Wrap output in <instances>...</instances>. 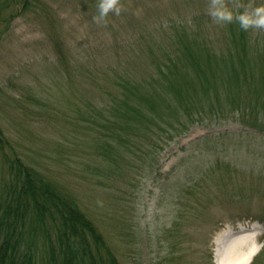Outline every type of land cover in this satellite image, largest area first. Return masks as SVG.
<instances>
[{
    "label": "rangeland",
    "instance_id": "obj_1",
    "mask_svg": "<svg viewBox=\"0 0 264 264\" xmlns=\"http://www.w3.org/2000/svg\"><path fill=\"white\" fill-rule=\"evenodd\" d=\"M226 2L232 11L264 5ZM97 4L0 0L4 150L73 189L121 264H221L220 251L236 252L230 245L242 234L261 244L259 253L263 131L244 127L236 116L195 124L159 151L150 170L131 169L116 182L85 139L119 76L146 74L153 40L197 18L203 29L221 35V24L208 15L209 0H121V14L99 25L93 21ZM103 127L97 124L106 133ZM3 156L0 148V186L7 174Z\"/></svg>",
    "mask_w": 264,
    "mask_h": 264
},
{
    "label": "trees",
    "instance_id": "obj_2",
    "mask_svg": "<svg viewBox=\"0 0 264 264\" xmlns=\"http://www.w3.org/2000/svg\"><path fill=\"white\" fill-rule=\"evenodd\" d=\"M220 29L221 35L203 29L198 18L185 20L149 45L145 77L119 76L110 104L95 115L96 128L85 134L92 156L115 182L131 169L150 170L159 151L195 124L236 116L264 132V34L235 22ZM99 122L106 133L98 131ZM6 145L0 128L7 167L0 186V264H121L73 189L20 155L9 156ZM263 263L264 246L251 264Z\"/></svg>",
    "mask_w": 264,
    "mask_h": 264
},
{
    "label": "clouds",
    "instance_id": "obj_3",
    "mask_svg": "<svg viewBox=\"0 0 264 264\" xmlns=\"http://www.w3.org/2000/svg\"><path fill=\"white\" fill-rule=\"evenodd\" d=\"M241 10L234 13L226 0H209L208 15L217 24L237 23L241 30L247 32L250 29L264 30V5L256 6L248 10L244 5L238 6ZM98 14L93 21L98 25L107 23L109 14L119 16L123 11L121 0H98Z\"/></svg>",
    "mask_w": 264,
    "mask_h": 264
},
{
    "label": "bare ground",
    "instance_id": "obj_4",
    "mask_svg": "<svg viewBox=\"0 0 264 264\" xmlns=\"http://www.w3.org/2000/svg\"><path fill=\"white\" fill-rule=\"evenodd\" d=\"M260 246L261 244L257 243V241L252 242L249 235H238L230 245V249L236 248V252L233 251L234 249H232V252L227 250L220 251L221 264H249L257 254ZM246 249L248 252L245 253Z\"/></svg>",
    "mask_w": 264,
    "mask_h": 264
}]
</instances>
